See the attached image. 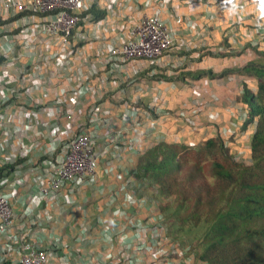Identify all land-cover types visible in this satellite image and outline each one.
Returning <instances> with one entry per match:
<instances>
[{
  "label": "crops",
  "instance_id": "0c3cea01",
  "mask_svg": "<svg viewBox=\"0 0 264 264\" xmlns=\"http://www.w3.org/2000/svg\"><path fill=\"white\" fill-rule=\"evenodd\" d=\"M148 1H150L149 6L146 5ZM252 2L251 4L249 0H230V2L229 0H131L133 10L128 12L127 6L123 2L119 5V0H94L93 3L90 1V4L94 6L92 14H94L95 7L103 10L108 23L106 25L97 23L93 27V21L82 16L80 27L75 30V36L71 39L75 45L73 46L74 55L70 63V70L60 69L56 65L54 54L56 48L59 47L55 37L42 35L31 28L28 33L33 35L34 39L33 47L29 48L25 46L26 38L23 35V30L20 31L22 28L10 33L6 27L13 20L2 18L0 20V117L3 115V118H0V158H6L11 152L12 137L20 138L21 143L26 147L33 143L36 145L34 154L32 153L31 156L22 154L19 157L18 163L22 164L27 161L31 163V161L40 160L48 144L53 146L57 144L56 139L60 132L58 133L55 129L56 124H62L64 121L67 125L76 123L77 114L82 110L85 111L89 104V99L86 98L80 101L77 106L71 107L72 99H68V97L60 105L62 109L67 110V119L64 118L63 113L62 116H57L59 105L56 100L61 95L59 89L64 83L69 88L74 82H86L87 76L91 74L90 63L92 61H94L93 64L97 63L98 76L102 75L101 77L93 75V81H99V85L107 86L113 91L118 89L119 82L114 72H106L111 67L105 64L106 68H104L102 63L95 60L101 59L102 61L107 57L106 48L116 45L118 38L124 33L122 31L125 22L135 24L141 11L149 10L150 14H159L169 28L178 32L179 35H175L176 45L169 55L175 60L182 59L184 67L182 71L186 74L195 72L186 70L193 64H205V67H210L224 55L227 56L226 53L220 52L219 48L231 51L246 49V46H240L241 41L249 39L252 33H256L254 29L258 19L264 20V15L260 14V0H252ZM233 5H235L234 9ZM230 9L232 10L229 11ZM207 13L212 15L210 19L205 17ZM239 13L242 14L241 20L238 18ZM186 16H189V20L186 19ZM205 24L211 29V33L205 32L201 27ZM88 38L92 39L91 45L85 43ZM203 42L210 48L209 53H204V47L201 46ZM7 63H12V65L8 66ZM203 70L213 72L212 68ZM207 74L203 73L199 77L186 75L182 79H172L166 75L160 77L161 75L142 71L132 83L122 84L120 89L124 91V95L120 96L113 104H108L105 101L102 103V107L116 115L128 106L152 107L159 99L164 102L166 107H169L172 114L169 118L166 116V119H162V124L168 126L174 121L172 126L175 131L180 133L181 126L175 122L180 120L175 118L176 113L188 112L194 105L195 99L205 93L202 99L203 110L194 117L198 125L192 133L182 135L181 144L190 145L202 142L224 128L233 136V153L237 151L238 157L248 161L249 151L246 152V148L254 131V122L247 121L241 126L226 116L224 109L230 106V99L232 100L233 95L237 97L234 98V101H237V108L244 109L247 106L239 99L241 95L234 93V89L225 85L228 80L232 79L237 84V89L245 86L246 90L255 92L257 81L242 74L226 73L218 76L221 80L220 85L223 87L216 92H211L210 89L209 92L208 83L207 86L203 85L209 77ZM159 79H164V84L161 86H157ZM144 92L145 94H143ZM241 93L240 91L239 94ZM28 111L36 112L37 116L25 117L23 119L25 125L22 123L19 126L20 131L14 134L12 130L17 127L18 120L24 117L23 114ZM49 112L54 113L55 116H49ZM4 129L10 135V142L7 135L2 134ZM94 132L97 134L98 146H104L106 140L112 135L108 126H103L100 131L95 130ZM62 133L66 134V131L63 130ZM3 147V152H1ZM109 147L113 152L114 147ZM120 156L127 158L126 154ZM28 166L22 168L19 174L10 173L4 177L8 184L3 188L7 191L11 190L10 186L14 188L15 196L12 200V207L17 222L14 223L8 234L0 235V254L3 249L6 252L3 264H16V251L20 249L18 244L11 240L10 234L13 236L21 233L26 236L30 230L31 232L37 231L35 225L28 226L30 218L25 220L21 217V210L24 208H28L32 213H38L48 208V212L52 213V219H48L46 224L50 235L43 234L41 231L37 237L42 248L52 251L48 264H82L83 262L85 264H100L101 258L108 255L109 251L125 250V245L133 239L131 233L113 232L112 220L110 236L113 244L108 247L101 239V235L104 234V225L98 223V218L102 212L107 215L110 209H116L119 206L121 198L118 197L117 190L120 185L125 187L127 181L130 183L128 178L126 180L123 177L118 180L116 177L118 172L113 171L111 174L100 167L96 173L97 184L88 186L82 192L77 191L78 193L75 195L78 203L76 209L67 203L64 198L65 191L57 198V206L51 208L49 205L51 202L42 201L36 195L38 191L36 181L37 176L41 174L40 168L31 172L27 169ZM129 186L134 188L131 183L126 187ZM146 205L149 204L143 205L144 210ZM143 207H140L139 210H142ZM146 210L151 211L148 206ZM136 211V206L129 207L130 216ZM5 245H9L8 249L4 247Z\"/></svg>",
  "mask_w": 264,
  "mask_h": 264
},
{
  "label": "built area",
  "instance_id": "2783aa9c",
  "mask_svg": "<svg viewBox=\"0 0 264 264\" xmlns=\"http://www.w3.org/2000/svg\"><path fill=\"white\" fill-rule=\"evenodd\" d=\"M90 1L93 3L94 0H2L0 4V20L2 18H11L13 20L6 27V30L10 33L22 28L20 31L23 30L24 32L23 35L26 38L24 41L25 46L29 48L33 47L34 39L33 35L28 33L31 28L42 35L55 37L57 39V46L59 47L56 48L54 54V59L57 61L56 65L60 69L70 70V63L74 55L73 46L75 45L71 39L75 36V30L80 27L82 16L84 15L91 19L93 27L97 23L103 25L108 23L106 17H104L103 10L95 7V11H93L95 17L92 12L90 13L94 9ZM121 2L127 6L128 12L133 10L131 0H119V5ZM249 2L253 3L252 0H249ZM149 4L150 1L146 5L149 6ZM148 12L149 10L147 12L141 11L135 24L126 21L122 31L124 33L117 41L119 43L116 42V45L106 48L105 53H107V57L104 60H95L102 63L104 68H106V65L111 67L106 72H114L119 82L118 89L113 91L107 86L103 87L99 85V81H93V75L97 77H101L102 75L98 76L97 63L93 64L94 61H92L90 63L91 74L87 76L86 82H74L69 88L64 83L59 89L61 95L56 100L59 105L57 116H62L61 114L63 113L64 118L67 119V110L65 108L62 109L60 105L68 97V99H72V102H70L71 107L77 106L80 101L86 98L89 99V104L85 111L82 110L77 114L75 117L76 123L67 125L64 121L62 124H56L55 129L58 133L60 132L57 135L56 145L48 144L40 160L31 161V163L27 161L22 164L18 163L19 157L22 154H29L30 156L32 153L34 154L36 145L33 143L26 147L21 143L20 138L12 137L11 152L6 158H0V169H2V173L0 174V235L8 234L14 223L17 222L12 207V200L15 196L14 188L10 186V191L3 188L8 184L4 178L8 174H19V171L26 167V165H29L27 169L31 172L36 171L39 167L41 174L37 176L38 191L36 195L42 201L51 202L49 205H51V208H54V206H57V198L65 191L64 198H66L67 203L73 205L76 209V204H78L75 199L76 193L84 191L90 185L97 184L96 173L100 167L106 169L111 174L113 171L118 172L116 175L118 180L123 177L127 180L130 172L137 166L138 152H144L162 141L170 144L181 143L182 135L192 133L193 129L197 127L198 123L194 117L203 110L202 106L204 102L202 99L205 94L203 92L202 96L199 95L195 99L194 105L188 112L180 111L176 113L175 118L177 120L178 118L180 119L175 121L181 126L179 128L180 133L173 128L174 121L168 126L162 124V119H166V116L169 118L172 114L169 107H166L164 102L159 99L155 101L156 104L152 107L140 105L128 106L124 111L121 110L116 115L111 113L110 110H104L102 107V103L105 101L108 104H113L120 96L124 95V91L120 89L122 84L125 82L127 84L132 83L134 78L142 71H147L153 75L164 74L167 77H175L178 72L174 69L180 71L184 69L182 59L175 60L174 57L169 55V51L176 45L177 39H175V35L178 32L173 31L171 27L169 28L162 21L159 14H150ZM211 16L210 13L205 15L207 19H210ZM186 17L189 20V16ZM238 18L241 20L242 14L239 13ZM177 21L180 22V20ZM205 25L201 27H203L205 32L211 33V29L208 25ZM189 29L193 28L189 27ZM254 30L256 31L255 34L252 33L249 39L241 41L240 46H246V49L239 52V55H225L210 67H205V64L200 65L196 63L186 70L198 71L212 68L213 73L218 74L223 70L222 68L238 69L243 67L248 61L254 59L257 53H264V20L258 19ZM91 41L92 39L88 38L85 43L91 45ZM201 46L204 47V53H209L210 48L207 47L205 42ZM218 50L222 53H230L231 51L220 48ZM7 64L8 66L12 65V63ZM34 80L36 81V79ZM207 83L208 87L210 86L209 92L210 89L211 92H216L223 87V85H220L221 80L217 76H209L207 82L205 81L203 85L207 86ZM163 84L164 79L157 80V86ZM225 86L234 89V93L238 95L240 91L242 92V87L237 89V84L232 79L228 80ZM235 97L236 95H233L232 100L230 99V106L224 109V113L228 118L239 123L244 117V111L242 107L237 108V101H234ZM23 115L24 117L18 120L17 127H14V130H12L14 134L20 131L19 126L22 123L25 125L23 121L25 117H36L37 113L28 111ZM49 116H55V114L49 112ZM0 118L2 119L3 115ZM215 122L217 123V120ZM103 126H108L112 135L106 140L104 146H98V141L96 140L97 134L94 131H100ZM63 130L66 131V134L62 133ZM219 133L225 142L228 141L231 135L224 128L220 129ZM2 134H6L8 140L10 139V135L6 129L2 131ZM109 146L114 147L113 152ZM3 149L4 147L1 152H3ZM121 154H126L127 158H121ZM128 184L129 181L126 182L125 187L120 185L117 190L118 197L121 198L118 203L119 206L116 209H110L107 215L102 212L98 218V223L104 225V234L101 235V239H103L104 244L108 247L113 244L112 237L110 236L112 224L113 232L122 234L129 232L133 236V239L125 245L127 251L111 250L108 252V255L106 254L105 257L101 258L100 263L158 264L160 253H155V249L146 245L147 243L140 241L142 233L147 232L148 227H144L141 224V217L138 211L133 216L129 215V207L139 205L144 201V198L140 197L130 186L126 187ZM94 196L97 197V195ZM39 197L37 198L40 199ZM47 209L38 213H32L28 208L21 210V217L25 220L30 218L28 226L35 225L37 231L31 232L30 230L26 236L21 235V233L13 236L10 234L11 240L15 241L20 248L16 251V264L49 263L52 251L42 248L39 240H37L38 234L41 231L43 234L50 235L46 224L48 219H52V213L48 212ZM8 246L5 245L4 247L7 248ZM5 256L6 252L3 249L0 254L1 264L4 263ZM82 264H85V262Z\"/></svg>",
  "mask_w": 264,
  "mask_h": 264
},
{
  "label": "trees",
  "instance_id": "16d2710c",
  "mask_svg": "<svg viewBox=\"0 0 264 264\" xmlns=\"http://www.w3.org/2000/svg\"><path fill=\"white\" fill-rule=\"evenodd\" d=\"M228 72L257 81L255 92L245 90L239 98L250 99L247 117L255 122L251 163H236L216 135L190 145L159 142L138 153L131 176L141 195L157 201L164 217L177 223V236L189 239L188 251L200 261L264 264V54L217 75ZM203 73L213 75L200 70L177 78Z\"/></svg>",
  "mask_w": 264,
  "mask_h": 264
},
{
  "label": "clouds",
  "instance_id": "9594fccd",
  "mask_svg": "<svg viewBox=\"0 0 264 264\" xmlns=\"http://www.w3.org/2000/svg\"><path fill=\"white\" fill-rule=\"evenodd\" d=\"M229 2H230V0H229ZM234 7H235V5H233V9H234ZM259 8H260V14L264 15V0H260ZM231 10L232 9H230L229 11H231ZM173 49H171V50H173ZM171 50L169 51V53L171 52ZM241 51L242 50L230 51V53H226V54L227 55H229V54L239 55L240 54L239 52H241ZM259 54H262V53H257V56L252 60H255L256 58H258ZM252 60H250V61H252ZM250 61H248V62H250ZM227 69H231V68H227ZM174 70H178V69H174ZM198 71H200V70H198ZM202 71H209V70H202ZM177 72L179 73L182 71L178 70ZM210 72L213 73L212 71H210ZM228 73H237V72H228ZM237 74H240V73H237ZM163 75H161L160 77H163ZM207 75L220 77V75H217L215 73H213V75H211V74H207ZM168 78L174 79V78H177V75H175V77H168ZM245 90H246V88H245V86H243L242 87V93L239 95H241V96L244 95ZM244 103L246 104V106L248 105V102L247 103L244 102ZM243 111H244V117H243L242 121H240L239 123L237 121V124L241 125V126H243L244 124H246L247 121H249L248 117H247V115H248L247 114V107L244 108ZM254 126H255V122H254ZM254 131H255V127H254ZM254 131H253V133H254ZM216 135L219 136L220 140L223 143V146L225 148H228L231 151L233 158H234V161L236 163L245 164V165H248L251 163V160H250V143H249L248 147L246 148V152L249 151V160L247 161V160H244V159L238 157L237 151L235 153H233L232 143H233L234 139H233L232 135L229 136V139L226 142L222 139V137L220 136V133H216L214 136H216ZM250 141H251V139H250ZM172 144H181V143H172ZM239 150L242 152H245L242 149H239ZM138 153H141V152H138ZM138 153H137V155H138ZM137 162H138V158H137ZM128 179L130 180L131 185L134 186L133 191H135L140 197L144 198V201L136 206L138 214L141 217L140 218L141 224L144 227H148V231L142 233L143 235L140 237V241L143 243H147L146 245H149V247L155 249V253L156 252L160 253L159 259H158V264H206L205 262H202L199 259H197L196 256H194L192 251H188L189 245H190L189 239L188 238H180L179 236H177V227H178L177 223L174 221H169L164 217L163 213L159 209V204L157 203V201L151 199L150 197H147L144 194L141 195L142 193L140 191H138L139 185H138L137 181H135L132 178L131 172H130ZM161 200H164V198H162ZM167 201H170V200L167 199ZM145 203H148L149 205H146L145 210H144L143 205H145ZM147 206L150 207V209H151L150 212L146 210ZM140 207H143L142 210H139ZM153 209L155 210L154 214H153ZM137 211L133 215L137 214ZM124 249L127 251L126 247Z\"/></svg>",
  "mask_w": 264,
  "mask_h": 264
},
{
  "label": "rangeland",
  "instance_id": "374dc122",
  "mask_svg": "<svg viewBox=\"0 0 264 264\" xmlns=\"http://www.w3.org/2000/svg\"><path fill=\"white\" fill-rule=\"evenodd\" d=\"M247 101H248V104L250 103V99L249 98H247Z\"/></svg>",
  "mask_w": 264,
  "mask_h": 264
}]
</instances>
